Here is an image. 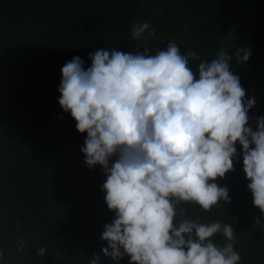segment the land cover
Here are the masks:
<instances>
[{
	"label": "trees",
	"instance_id": "trees-1",
	"mask_svg": "<svg viewBox=\"0 0 264 264\" xmlns=\"http://www.w3.org/2000/svg\"><path fill=\"white\" fill-rule=\"evenodd\" d=\"M145 22L154 35L133 40L132 25ZM170 41L198 54L190 60L194 74L220 51L231 57L246 97L255 98L249 111L255 129V119L264 117V0H0V264H89L93 254L100 264H116L100 239L115 218L101 188L106 175L85 164L87 133L58 102L61 69L74 56L90 67L96 49L155 54ZM240 48L251 50L246 63ZM237 150L234 170L215 181L228 187L231 203L178 208L202 224H231L239 264H264V218L255 224L262 214L247 188L238 142ZM211 239L221 247L228 242L222 233Z\"/></svg>",
	"mask_w": 264,
	"mask_h": 264
},
{
	"label": "clouds",
	"instance_id": "clouds-1",
	"mask_svg": "<svg viewBox=\"0 0 264 264\" xmlns=\"http://www.w3.org/2000/svg\"><path fill=\"white\" fill-rule=\"evenodd\" d=\"M149 30L148 23H135L131 38L147 42ZM240 52L246 63L251 50ZM89 59L87 68L79 56L62 67L58 102L87 133L85 164L106 175L101 188L115 218L100 236L104 255L116 264L125 256L129 264H239L231 224H202L178 208L190 202L210 211L221 200L231 203L228 187L215 181L234 170L238 142L247 188L262 214L255 224L264 218V117L251 126L255 98L246 97L231 57L220 51L194 74L189 65L198 54L182 53L170 41L155 54L96 49ZM217 233L228 241L222 247L211 239ZM89 264H100L98 254Z\"/></svg>",
	"mask_w": 264,
	"mask_h": 264
}]
</instances>
